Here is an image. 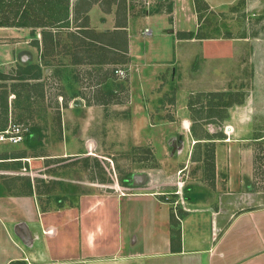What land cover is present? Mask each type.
<instances>
[{
  "label": "rangeland",
  "instance_id": "374dc122",
  "mask_svg": "<svg viewBox=\"0 0 264 264\" xmlns=\"http://www.w3.org/2000/svg\"><path fill=\"white\" fill-rule=\"evenodd\" d=\"M93 1L0 0V131L11 124L25 130L18 144L0 141V188L31 169L48 176L59 168L71 179L66 194L126 192L123 180L134 172L171 189L167 201L187 205L193 191L210 201L225 190L230 151L215 141L239 136L226 124L232 120L255 129L245 133L253 141L241 143L239 156L247 159L252 186L264 190V139L255 141L264 135V0H192L193 10L191 0H179L178 25L192 38L150 37L149 28L144 36L139 26L137 47L160 40L164 49L147 57L171 61L144 69L113 63L116 56L96 63L104 57L92 27L103 32L104 25L101 8L86 14ZM149 1L130 0V13L172 9L174 2ZM177 133L186 147L171 159L166 140ZM27 154L63 163L17 158ZM48 178L54 203H65Z\"/></svg>",
  "mask_w": 264,
  "mask_h": 264
},
{
  "label": "crops",
  "instance_id": "0c3cea01",
  "mask_svg": "<svg viewBox=\"0 0 264 264\" xmlns=\"http://www.w3.org/2000/svg\"><path fill=\"white\" fill-rule=\"evenodd\" d=\"M129 3L130 0H94L89 7L86 14L101 8L100 20L104 25L103 32H98V26L92 27L100 36V53L104 57L96 63H108L112 56L119 57L113 63L131 61L143 69L148 67L147 62H156L161 67L170 63L147 57L148 53L155 56L164 49L165 43L160 40L154 42L157 47H137L138 35L143 34L138 27L149 28L150 37H172L173 41H177L175 36L179 32L182 35L178 41H186L191 32H184L178 25L183 15L177 18L182 2L174 0L172 9L162 7L158 11L138 10L132 14ZM193 8L191 0L190 10ZM191 17L189 13L190 20L185 18V22H190ZM175 46L174 42L173 50ZM230 122L224 123L231 124L233 133L238 132L239 136L234 135L232 141L225 137L215 141L221 147L222 143L228 146L230 152L225 158L228 166L227 178L223 180L225 190L217 191L210 201H205V194L187 199L191 201L187 205L183 198L180 203L171 197L167 201L165 197L171 189L134 172L132 182L122 185L126 192L121 188L104 193L74 192L71 188L66 194L64 186L71 179L60 175L58 168L48 176L59 189V196L67 197L61 204L62 199L54 203L55 193L47 185L48 176L31 174L33 169L20 174L25 178L3 182L0 264H264V190L252 186L253 173L246 168L247 159L239 156L245 152L241 143L253 141L247 140L245 133L255 129L235 127ZM205 139L197 142L205 143ZM262 139L264 135L255 141ZM182 144L183 151L186 146ZM161 146L160 142L157 148ZM36 157L27 154L17 158L31 165L35 159L41 164H51L50 159H55L46 155ZM62 163L54 162L48 167H59ZM249 164L251 167V159Z\"/></svg>",
  "mask_w": 264,
  "mask_h": 264
},
{
  "label": "built area",
  "instance_id": "2783aa9c",
  "mask_svg": "<svg viewBox=\"0 0 264 264\" xmlns=\"http://www.w3.org/2000/svg\"><path fill=\"white\" fill-rule=\"evenodd\" d=\"M144 34L145 35L149 34V30L145 29ZM118 72L122 73L121 70H118ZM24 133H25V130L22 129V127H20L17 124H11L8 126L7 129L0 132V141H6V142H9L11 144H18L23 140ZM174 194L180 195V191H176ZM165 198L167 199V197H165Z\"/></svg>",
  "mask_w": 264,
  "mask_h": 264
},
{
  "label": "water",
  "instance_id": "95a60500",
  "mask_svg": "<svg viewBox=\"0 0 264 264\" xmlns=\"http://www.w3.org/2000/svg\"><path fill=\"white\" fill-rule=\"evenodd\" d=\"M77 102H78V104H76V105H79V104L81 105L80 100H77ZM179 139L181 140V134H173V135H170L166 140L167 146L171 149L170 158H172L175 155H178L179 151L182 150L181 148L180 149L177 148L178 146L176 145L177 140H179Z\"/></svg>",
  "mask_w": 264,
  "mask_h": 264
},
{
  "label": "flooded vegetation",
  "instance_id": "af4514ba",
  "mask_svg": "<svg viewBox=\"0 0 264 264\" xmlns=\"http://www.w3.org/2000/svg\"><path fill=\"white\" fill-rule=\"evenodd\" d=\"M182 143H185L184 141H183V139L182 140H177V143H176V145L178 146L177 148H181L182 149V147H183V145H182ZM184 150V149H183ZM181 152H182V150L181 151H179V154H181ZM132 177L130 178V181L132 182ZM136 179V178H135ZM137 180V179H136ZM192 196H198V191H193V194H192Z\"/></svg>",
  "mask_w": 264,
  "mask_h": 264
},
{
  "label": "trees",
  "instance_id": "16d2710c",
  "mask_svg": "<svg viewBox=\"0 0 264 264\" xmlns=\"http://www.w3.org/2000/svg\"><path fill=\"white\" fill-rule=\"evenodd\" d=\"M21 25H26L25 23H23V24H21ZM0 26H4V24L2 23V22H0ZM192 35H193V33L191 32L190 33V36L191 37H189V38H192ZM26 78H24V79H22V80H25ZM16 93V92H15ZM17 94V93H16ZM130 176H128L127 178H125L124 180H123V185H126V186H128V184H130L131 183V181H130Z\"/></svg>",
  "mask_w": 264,
  "mask_h": 264
}]
</instances>
